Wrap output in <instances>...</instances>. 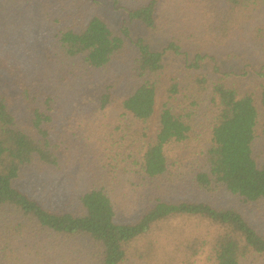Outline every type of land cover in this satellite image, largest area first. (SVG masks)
I'll use <instances>...</instances> for the list:
<instances>
[{"label":"trees","instance_id":"16d2710c","mask_svg":"<svg viewBox=\"0 0 264 264\" xmlns=\"http://www.w3.org/2000/svg\"><path fill=\"white\" fill-rule=\"evenodd\" d=\"M89 1L41 8L50 88L0 33L8 57L0 69L20 99L15 112L0 91V264H264V236L215 200L234 196L264 214V0H185L179 10L178 0H132L125 9L112 0L125 15L117 29L92 15ZM135 25L165 45L134 39ZM234 35L251 52L214 54ZM95 83L92 108L57 126L64 96ZM27 169L71 172L85 192L47 206L17 187ZM122 180L144 201L129 223L116 221ZM187 184L212 200L185 198Z\"/></svg>","mask_w":264,"mask_h":264},{"label":"rangeland","instance_id":"374dc122","mask_svg":"<svg viewBox=\"0 0 264 264\" xmlns=\"http://www.w3.org/2000/svg\"><path fill=\"white\" fill-rule=\"evenodd\" d=\"M54 0H23V4L14 10L5 7V4L0 2V33L4 35L5 41L10 51L17 55L19 59L24 63L27 69H35L40 79L45 81V84L50 88L51 84V69L52 63L47 61L41 55V50L44 47L45 42L49 38V30L41 8L45 2L50 3ZM132 0H118V6L121 8H129L127 4ZM185 0H178L177 9L181 8ZM91 14L98 15L106 20L112 28L117 29L121 25V20L125 17L124 10H116L113 8L112 0H90ZM58 7L53 6L52 12L57 11ZM173 8H169V15L173 19H177L174 14ZM167 14V15H168ZM168 15V16H169ZM248 29V28H247ZM248 32H245L247 35ZM244 37V32H242ZM131 36L134 39L141 38L147 44L151 46L153 50H160L165 45L166 37L153 33L140 26L131 27ZM239 38V37H238ZM249 51L247 44L239 41L237 36H233L232 39L224 46L220 47L218 51H214V54L224 57L232 52L238 54L243 51ZM170 57V56H169ZM167 58L169 63L173 64V67H179L180 60ZM0 60L5 64L8 63L7 54L3 51L0 52ZM227 69H240V66L233 65V67ZM0 69V91L5 97L9 107L17 112L20 106V99L16 93V87L13 84V80L9 77L8 72ZM9 77V78H8ZM244 87H250L253 85L252 78H248L243 82ZM100 89L99 84H89L83 87L76 95L68 93L65 102L63 103L64 110L59 114L57 119V126L63 128L70 122L71 116L81 110L92 108L95 103ZM160 92L156 97V105L159 103ZM62 103V102H61ZM112 116H117L118 111H109ZM155 124L152 130H155ZM23 129L34 133V130L23 124ZM153 133V132H152ZM71 172L57 173L50 170L36 171L35 169H27L22 173L21 179L16 182L17 187L36 200L45 203L47 206L54 208L63 207L64 204L69 205L70 200H76L80 195L85 192V188L80 185H76L69 176ZM181 187H171L170 196L172 199H177L176 195L179 194ZM115 196L120 206L117 207L116 221L119 223H129L134 220L142 212L141 203L144 202L133 195V191L130 186H127L125 181L122 180L120 185L115 190ZM202 196L199 191L185 185V198H200ZM211 199L212 198H207ZM218 203L225 206L235 207L242 211L246 217H249L252 224L256 227L258 232L264 236V214L259 217L256 214L254 205H246L236 199L234 196H228L225 194H219L215 197ZM257 207V206H256Z\"/></svg>","mask_w":264,"mask_h":264}]
</instances>
